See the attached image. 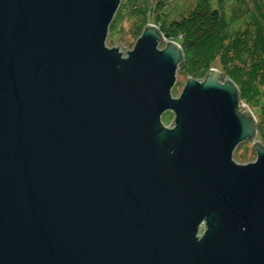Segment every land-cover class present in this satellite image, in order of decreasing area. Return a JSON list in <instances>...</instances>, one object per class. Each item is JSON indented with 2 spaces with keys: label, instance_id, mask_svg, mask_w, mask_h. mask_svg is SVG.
Wrapping results in <instances>:
<instances>
[{
  "label": "water",
  "instance_id": "water-1",
  "mask_svg": "<svg viewBox=\"0 0 264 264\" xmlns=\"http://www.w3.org/2000/svg\"><path fill=\"white\" fill-rule=\"evenodd\" d=\"M120 1L0 0V264H264L252 112L217 69L173 97L153 24L108 47Z\"/></svg>",
  "mask_w": 264,
  "mask_h": 264
},
{
  "label": "trees",
  "instance_id": "trees-1",
  "mask_svg": "<svg viewBox=\"0 0 264 264\" xmlns=\"http://www.w3.org/2000/svg\"><path fill=\"white\" fill-rule=\"evenodd\" d=\"M224 2L225 0H195L187 13L180 17L162 21L153 18L152 23L166 40L174 41L180 46L183 61L178 65L179 72H185L187 77L200 79L217 61L220 65L217 70L234 83L241 102L253 108L264 97V89L262 91L261 88H256V83L264 85V30L258 24L259 20L264 21V4L259 0H252L257 12L253 17L256 22L253 30L249 27L243 30L242 37L237 31L229 37L228 23L223 15ZM162 5V1H157L149 11L147 4L140 7L137 12L140 21L136 25V37L148 23L141 18L148 13L151 15ZM125 9L122 5L118 7L109 30L121 19ZM256 135L264 145V123L261 121L256 123Z\"/></svg>",
  "mask_w": 264,
  "mask_h": 264
},
{
  "label": "rangeland",
  "instance_id": "rangeland-1",
  "mask_svg": "<svg viewBox=\"0 0 264 264\" xmlns=\"http://www.w3.org/2000/svg\"><path fill=\"white\" fill-rule=\"evenodd\" d=\"M157 1H162L163 5L157 8L151 15L148 13L146 17H142V21L145 20L148 23L150 22V24H153V18H156L157 21H162L163 19L167 18H178L181 15L187 13L195 0H121L119 6L122 5L126 8L125 13L122 15L121 19L117 21L108 31L106 45L108 47L119 45L125 50H130L137 38L135 36V29L136 25L140 21L139 17L137 16V12L141 6L146 4L149 11V8L151 7L152 9L153 5ZM259 2L264 4V0H259ZM256 13L257 12L253 6L252 0H225L223 4V15L228 23V36L232 37L237 31L238 35L242 37L244 35L243 30H246L249 27L253 30L256 24L253 17H255ZM258 24L264 30V21L261 22L259 20ZM121 47L120 51H123ZM218 68H220V65L216 61L211 69ZM187 78L188 77L185 72H179L177 70L176 82L171 90L173 97H176L180 93ZM256 88H261L263 91L264 85L261 83H256ZM262 93L264 96V92ZM259 101L261 103L258 102L259 105L253 108L246 106L244 103L243 104L249 110H251L256 123L258 121L264 123V97H261ZM171 120L172 114L170 112H166L161 116V121L166 126L171 123ZM255 140L260 142L258 135L255 136ZM233 159L238 163L253 161L255 159V153L253 151L252 142L245 141L240 143L233 152Z\"/></svg>",
  "mask_w": 264,
  "mask_h": 264
}]
</instances>
